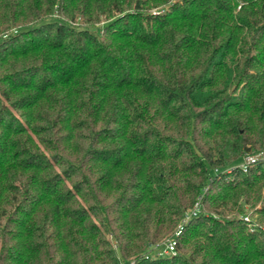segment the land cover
<instances>
[{"label": "trees", "instance_id": "16d2710c", "mask_svg": "<svg viewBox=\"0 0 264 264\" xmlns=\"http://www.w3.org/2000/svg\"><path fill=\"white\" fill-rule=\"evenodd\" d=\"M260 151L264 0H0V264H264Z\"/></svg>", "mask_w": 264, "mask_h": 264}, {"label": "built area", "instance_id": "2783aa9c", "mask_svg": "<svg viewBox=\"0 0 264 264\" xmlns=\"http://www.w3.org/2000/svg\"><path fill=\"white\" fill-rule=\"evenodd\" d=\"M259 160L264 161V151H260L257 153L253 154H247L242 157V161L238 164V168H240L243 171H246L248 166L252 163H255ZM231 168L229 167L226 169V171H230ZM196 207V204H195ZM195 214V209L191 211L190 213H187L173 234L168 237L167 239L163 240L162 242L156 243L152 246V249L150 251V255L154 257H159V256H172L176 253V242H177V237L180 234V231L182 229L183 224L188 221L189 217ZM244 219H248L247 216L244 217ZM119 264H136L134 260H127V261H120Z\"/></svg>", "mask_w": 264, "mask_h": 264}, {"label": "rangeland", "instance_id": "374dc122", "mask_svg": "<svg viewBox=\"0 0 264 264\" xmlns=\"http://www.w3.org/2000/svg\"><path fill=\"white\" fill-rule=\"evenodd\" d=\"M162 242V241H161Z\"/></svg>", "mask_w": 264, "mask_h": 264}]
</instances>
